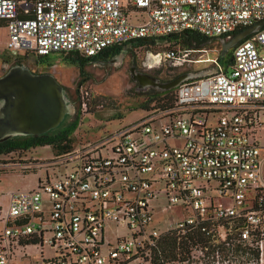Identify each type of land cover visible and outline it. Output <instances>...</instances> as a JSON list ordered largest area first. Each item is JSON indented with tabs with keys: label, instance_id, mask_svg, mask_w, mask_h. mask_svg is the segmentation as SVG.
Here are the masks:
<instances>
[{
	"label": "built area",
	"instance_id": "1",
	"mask_svg": "<svg viewBox=\"0 0 264 264\" xmlns=\"http://www.w3.org/2000/svg\"><path fill=\"white\" fill-rule=\"evenodd\" d=\"M0 20L11 52L95 57L186 31L227 38L264 21V0H0ZM260 126L264 27L160 112L39 164L64 170L9 194L0 264H264Z\"/></svg>",
	"mask_w": 264,
	"mask_h": 264
},
{
	"label": "rangeland",
	"instance_id": "2",
	"mask_svg": "<svg viewBox=\"0 0 264 264\" xmlns=\"http://www.w3.org/2000/svg\"><path fill=\"white\" fill-rule=\"evenodd\" d=\"M4 26V23H0V77L6 75L9 69L15 66L34 71H30L33 75L53 76L64 91L70 105V113L56 129L48 134L53 135L71 130L72 149L105 138L122 125L137 121L147 114L158 113L171 104L172 96L183 83L169 91L162 92L149 84L151 78L162 83L173 80L182 73L205 71L213 74L220 68L224 69L229 59L228 54L234 48L222 55V42L218 39L208 40L201 47L191 48L193 51L185 61L162 62L160 65H155L149 70L153 74L146 75L148 80L141 83L142 81H138L132 73V64L127 59H132L130 53H133V56L141 63L146 57L142 49L130 53L124 49L110 63L104 66L98 63L86 64L80 71L78 65L72 62L71 55L68 54L55 53L40 58L31 56L22 59L21 55H25L26 52L14 53L6 48L7 32ZM177 37L169 36L167 39L158 41L156 44L159 47L157 48L179 47L183 49L181 39ZM127 55L130 56L126 57ZM30 62L37 63V66L31 65ZM142 69L144 67L140 65V70ZM259 128L255 136L264 153V126ZM24 138L17 137V139ZM55 156L51 147L47 145L1 154L0 209H6L10 193L36 185L38 178L45 176L46 167L50 173L51 168L55 171H63L64 167L60 164L39 165L52 160ZM32 163L34 165H31ZM23 173L28 174L23 176ZM170 215L175 216V213L172 212ZM2 227L0 222V230ZM16 262L13 261V264Z\"/></svg>",
	"mask_w": 264,
	"mask_h": 264
},
{
	"label": "water",
	"instance_id": "3",
	"mask_svg": "<svg viewBox=\"0 0 264 264\" xmlns=\"http://www.w3.org/2000/svg\"><path fill=\"white\" fill-rule=\"evenodd\" d=\"M262 27H264V21L242 28L227 38L218 37L217 39L222 42V55L227 50L235 47L238 43L244 41L248 37H251ZM160 40L162 39H154L155 43ZM132 43L136 44L138 43V41H133ZM127 44L129 45L131 43ZM14 70H18L19 72L28 74L27 77H22L20 81L21 89H17L15 93L18 95L22 94L24 88L25 92L23 94L22 100L25 102L28 109H30V106L39 108L40 114L34 119L37 124L33 125L32 127L28 126L27 132L19 135H10L5 138H0V143L17 137L46 135L50 131L56 129L62 123L64 118L70 113V105L67 102L64 91L62 87L56 82L53 76L33 75L27 69L25 70L19 66H15L10 68L6 75L0 77V81H4L11 77L10 75ZM208 75L211 74L206 73L205 71H200L197 73H182L176 76L173 80L162 83L157 82L155 79L149 78V84L163 92L169 91L184 82L196 80ZM2 104H4V100L3 98H0V106Z\"/></svg>",
	"mask_w": 264,
	"mask_h": 264
},
{
	"label": "trees",
	"instance_id": "4",
	"mask_svg": "<svg viewBox=\"0 0 264 264\" xmlns=\"http://www.w3.org/2000/svg\"><path fill=\"white\" fill-rule=\"evenodd\" d=\"M0 23H4V21L0 20ZM240 29H238L237 31H239ZM174 37H177V35H174ZM178 38L181 39V44L186 49L201 47L208 40H212V39L202 37L199 34L192 32V31H186L182 33L181 35H179L177 39ZM249 38L251 37H248L247 39ZM149 41H154V40H141L138 42L141 44H144V43H148ZM119 47L120 46L111 47V48L114 49V48H119ZM68 55H71L72 62H74L75 65H78L79 67L84 63L86 64L89 61L95 60V58L98 56L97 55L95 57H82L74 53H69ZM228 55H229V59H227L223 70L228 69L232 63V51ZM191 81H194V80H191ZM170 102L171 103L173 102V96ZM71 132H72L71 130H65V131H61L60 133H54L53 135L46 134V135H41V136L25 137L24 139H17V138L9 139L7 141L0 143V155L11 153L17 150H27L29 148H33L36 146L47 145L51 147L54 155L59 156L61 154L67 153L68 151L72 149L73 138L71 137ZM170 241L173 242L172 239Z\"/></svg>",
	"mask_w": 264,
	"mask_h": 264
},
{
	"label": "bare ground",
	"instance_id": "5",
	"mask_svg": "<svg viewBox=\"0 0 264 264\" xmlns=\"http://www.w3.org/2000/svg\"><path fill=\"white\" fill-rule=\"evenodd\" d=\"M27 75V73L14 70L11 77L0 81V98L4 100V104L0 106V138L25 133L28 126L32 127L37 124L34 119L39 116L40 109L35 106H30L28 109L22 100L24 88L22 94L15 93L17 89H21L22 77H27Z\"/></svg>",
	"mask_w": 264,
	"mask_h": 264
},
{
	"label": "flooded vegetation",
	"instance_id": "6",
	"mask_svg": "<svg viewBox=\"0 0 264 264\" xmlns=\"http://www.w3.org/2000/svg\"><path fill=\"white\" fill-rule=\"evenodd\" d=\"M157 47H159V45H157L155 43V41H149L148 43H144V44H141V43L138 42L136 44L131 43L129 45L128 44L127 45H122L119 48H114V49L113 48H109V49L105 50L103 53H101L100 55H98L95 58V60L89 61L86 64L98 63L99 65L104 66V65L110 63L111 61H113V59H115L121 53V51L124 50V49L128 50L129 51L128 53L136 52L137 49L138 50L142 49V51H144L145 54H146V57H145L144 61L142 60L141 63H140V61H138V59L135 56H133V53H130L132 55V59L129 58L127 60L129 61V63L132 64L131 65V68L133 70L132 73L135 75V77L138 79V81L141 80L142 81L141 83H143V82H146L148 80L146 75L153 74L152 72H149V70L154 68L155 65H160L162 63L161 52H162L163 49H160V48H157ZM31 56L34 57L36 55H34L33 53H25V55L24 54L21 55L22 59H23V57L24 58L25 57L28 58V57H31ZM129 56L127 55L126 57H129ZM15 58H19V57H15ZM37 58H39V57H37ZM16 61H18V59ZM30 63H31V65H36L37 66V63H35V64H32V62H30ZM86 64L84 63L80 67L78 66L80 71L83 70V67ZM140 65H143L144 69L140 70ZM31 72H34V71H31Z\"/></svg>",
	"mask_w": 264,
	"mask_h": 264
},
{
	"label": "crops",
	"instance_id": "7",
	"mask_svg": "<svg viewBox=\"0 0 264 264\" xmlns=\"http://www.w3.org/2000/svg\"><path fill=\"white\" fill-rule=\"evenodd\" d=\"M31 165H34L33 163L31 164ZM29 173V172H28ZM28 173H23V176H26ZM36 185H34V186H32L31 188H34ZM28 189H30L29 187H28Z\"/></svg>",
	"mask_w": 264,
	"mask_h": 264
}]
</instances>
